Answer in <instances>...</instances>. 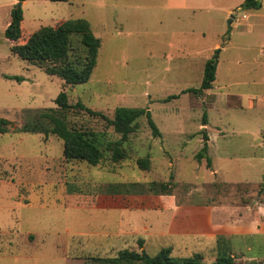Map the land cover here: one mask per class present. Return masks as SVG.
Segmentation results:
<instances>
[{
  "label": "rangeland",
  "instance_id": "obj_1",
  "mask_svg": "<svg viewBox=\"0 0 264 264\" xmlns=\"http://www.w3.org/2000/svg\"><path fill=\"white\" fill-rule=\"evenodd\" d=\"M243 1L26 0L21 4L23 33L84 19L100 40L90 79L69 87L11 53L4 31L18 0H0V118L19 127L22 110L56 108L54 100L64 90L69 104L80 102L100 114L69 109L65 121L95 134L102 150L120 139L107 122L118 107L147 109L160 132L154 138L146 119L140 118L122 146L127 159L114 165L111 152L105 151L95 167L66 163L63 142L55 136L0 135V208L7 207L12 225L18 222L14 231L24 234L32 228L39 236L28 249V261L17 264H64L59 253L70 243V257L115 256L114 243L106 236L113 227L111 212L92 207L94 198L114 191L115 184L164 183L180 202H264V0L258 11H241ZM72 42L79 49L69 60L82 58L76 37ZM216 50L212 88L200 96L181 94L199 87L204 63ZM172 95L179 97L165 102ZM202 128L208 136L210 169L205 159H194L202 147ZM146 156L150 166L143 171L136 162ZM21 185L36 209L18 204L15 193ZM61 190L76 197L61 198ZM77 198L76 206L72 200ZM258 239L252 255L263 256L264 240ZM152 242L145 249L149 256L172 246L167 237ZM0 249L2 256H24L27 250L14 245ZM0 264L10 262L0 256Z\"/></svg>",
  "mask_w": 264,
  "mask_h": 264
},
{
  "label": "trees",
  "instance_id": "obj_2",
  "mask_svg": "<svg viewBox=\"0 0 264 264\" xmlns=\"http://www.w3.org/2000/svg\"><path fill=\"white\" fill-rule=\"evenodd\" d=\"M26 0H18V4L11 10V20L4 31V37L11 43L10 51L23 61L34 65L51 77H57L63 81L64 86L73 87L86 83L96 66L100 40L96 38L84 19H70L62 21L55 26H43L37 31L27 34L23 33L22 21L23 13L21 4ZM50 2H66L67 0H45ZM260 0H244L240 4L241 11H258L261 9ZM76 37L82 46L84 56L69 60V54L75 52L79 47L73 48L72 38ZM81 51V49L79 50ZM219 52V51H218ZM217 50L203 66L202 80L198 88L185 89L181 94L191 93L200 96L204 91L212 88L216 78ZM16 81H21L19 77H12ZM179 95H172L165 99H177ZM56 108H35L21 111L22 123L19 127H12V123L0 118V135L9 132L25 134H41L44 136H55L63 142L62 156L66 163L85 162L87 165L95 167L103 160L105 151L111 152L110 162L119 164L127 159L123 149V143L128 140V136L137 129V122L140 118L146 119L152 136L159 137L160 132L151 118L147 109L118 107L114 110L113 118L107 120L113 131L120 135V139L113 144H107L104 150L101 149L95 134L86 133L68 127L65 121V114L69 109L85 111L92 116H100L86 108L82 103L69 104L67 94L62 90L55 98ZM205 114L202 117L201 126H206ZM202 147L194 156L197 163L205 159L207 169L212 166L208 157V136L202 128ZM136 165L140 170H149L150 160L146 156L137 160ZM121 186L122 189H117ZM117 193H170V186L164 183L150 182L130 183L113 185ZM130 188H134L132 191ZM140 189V190H139ZM140 247V245H139ZM202 257L193 255L190 258L178 259L171 257V249L163 248L156 255L149 256L144 251H133L129 249L120 250L114 257H73L68 264H201ZM214 264H233L230 256H220Z\"/></svg>",
  "mask_w": 264,
  "mask_h": 264
},
{
  "label": "crops",
  "instance_id": "obj_3",
  "mask_svg": "<svg viewBox=\"0 0 264 264\" xmlns=\"http://www.w3.org/2000/svg\"><path fill=\"white\" fill-rule=\"evenodd\" d=\"M21 27L23 28V23ZM20 189L25 188L21 185L16 189L15 196L21 199L18 204L30 210L36 209L27 200L28 192ZM60 196L70 198L76 197V194H65L61 190ZM78 199L72 200L76 206L80 205ZM93 203L94 209L111 212L110 220L113 227L106 236L114 243V247L111 248L114 253L124 249L146 252V247L152 245L155 237H167L172 246L166 248L171 249L173 258L186 259L197 254L202 257L201 264H214L218 257L227 255L233 259V264H264V255H252V247H254L252 245L256 244L259 237H263L264 240V202L259 203L254 200L244 206L216 201L206 204L190 200L180 202L171 189L170 193L156 194L104 193L94 198ZM148 211H155L151 218L147 216ZM9 217L7 207L2 206L0 247L10 248L14 245L27 250L23 251L24 256L7 254L0 256L7 257L10 264H17V261L22 259L28 261L30 258L27 255L28 249L36 244L39 236L32 228L24 231V234L14 231L18 222L12 225ZM79 234L84 233L77 235ZM70 245L72 244L70 243L59 253L64 264H68L73 258L66 255Z\"/></svg>",
  "mask_w": 264,
  "mask_h": 264
},
{
  "label": "water",
  "instance_id": "obj_4",
  "mask_svg": "<svg viewBox=\"0 0 264 264\" xmlns=\"http://www.w3.org/2000/svg\"><path fill=\"white\" fill-rule=\"evenodd\" d=\"M233 18H234L233 16L230 17V19H229L230 23H232Z\"/></svg>",
  "mask_w": 264,
  "mask_h": 264
}]
</instances>
